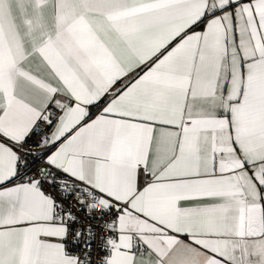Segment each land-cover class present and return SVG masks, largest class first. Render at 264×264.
<instances>
[{
    "label": "snow or ice",
    "instance_id": "6c2138e0",
    "mask_svg": "<svg viewBox=\"0 0 264 264\" xmlns=\"http://www.w3.org/2000/svg\"><path fill=\"white\" fill-rule=\"evenodd\" d=\"M0 264H264V0H0Z\"/></svg>",
    "mask_w": 264,
    "mask_h": 264
}]
</instances>
